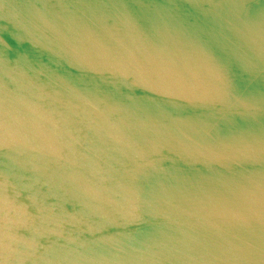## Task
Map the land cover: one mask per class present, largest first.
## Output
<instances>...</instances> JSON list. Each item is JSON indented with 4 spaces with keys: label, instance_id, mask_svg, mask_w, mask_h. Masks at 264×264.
<instances>
[{
    "label": "water",
    "instance_id": "obj_1",
    "mask_svg": "<svg viewBox=\"0 0 264 264\" xmlns=\"http://www.w3.org/2000/svg\"><path fill=\"white\" fill-rule=\"evenodd\" d=\"M0 264H264V0H0Z\"/></svg>",
    "mask_w": 264,
    "mask_h": 264
}]
</instances>
